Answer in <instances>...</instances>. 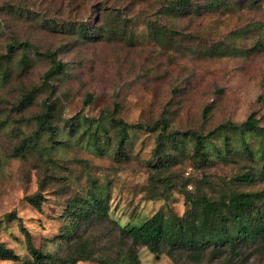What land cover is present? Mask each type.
Listing matches in <instances>:
<instances>
[{
    "label": "rangeland",
    "instance_id": "obj_1",
    "mask_svg": "<svg viewBox=\"0 0 264 264\" xmlns=\"http://www.w3.org/2000/svg\"><path fill=\"white\" fill-rule=\"evenodd\" d=\"M166 1L0 0V242L19 255L0 264H36L22 225L66 255L73 210L94 197L108 215L76 230L87 252L135 247L140 264H178L120 226L157 211L178 221L188 198L264 191V0H191L180 15L159 12ZM19 40L33 46L8 53ZM38 51H57L64 72L47 79L53 61ZM115 110L129 123L121 147ZM36 193L41 208L27 200ZM235 260L264 264V242Z\"/></svg>",
    "mask_w": 264,
    "mask_h": 264
},
{
    "label": "trees",
    "instance_id": "obj_2",
    "mask_svg": "<svg viewBox=\"0 0 264 264\" xmlns=\"http://www.w3.org/2000/svg\"><path fill=\"white\" fill-rule=\"evenodd\" d=\"M191 0H169L159 7L158 11L173 12L179 15L183 9L181 5H187ZM100 12V11H99ZM98 12V13H99ZM151 32L158 30L156 24L148 23ZM81 33L86 34L91 29L89 26L79 25L77 27ZM33 44L28 40L12 41L8 44V53L18 47L29 49ZM51 58L53 67L45 72V77H55L64 72L65 63L58 60L57 51L46 53L38 51ZM48 81V80H47ZM93 95L89 94L87 101L91 102ZM50 105H48L49 107ZM118 107V105H117ZM118 111L111 115L114 122L120 127L119 147L124 146L128 138L129 123L117 118ZM49 113H45L42 125L47 123ZM249 129L258 130L257 120L249 119L245 123ZM203 140L198 137L197 151L201 152ZM162 138L159 139L157 150L162 149ZM204 156V153H202ZM264 197V191L258 192H239L229 198L224 196L210 199L205 196L199 201L187 200L191 204L185 216L178 221H169L166 214L157 211L151 217L138 225H121L120 232L124 238L133 239L135 244H143L148 247L151 253L159 256L161 253L168 254L178 264H204L212 262L216 258L227 256L230 264H236L235 258L239 255L242 246L249 241L259 244L264 242V208L260 207V201ZM41 193L29 195L27 200L36 207L41 208ZM103 202L97 197L82 202L79 208H75L73 222L69 231L63 234V238L68 240L71 245L69 252L64 256H59L50 251L39 249L33 242L32 234L22 225L25 233L28 250L36 264H77L79 261H95L100 264H140L141 260L135 247H129L119 254V258H114L106 254L94 255L87 252V243L84 236L76 237L82 221L86 219L101 220L107 217V211L102 208ZM10 213L8 216H13ZM0 257L4 259H18L19 255L0 242Z\"/></svg>",
    "mask_w": 264,
    "mask_h": 264
}]
</instances>
